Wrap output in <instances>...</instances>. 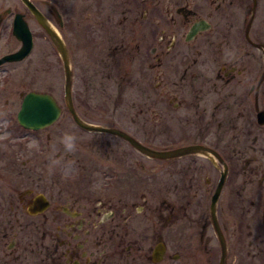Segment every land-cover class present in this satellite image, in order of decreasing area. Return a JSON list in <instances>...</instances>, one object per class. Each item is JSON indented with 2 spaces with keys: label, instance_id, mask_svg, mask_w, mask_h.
<instances>
[{
  "label": "flooded vegetation",
  "instance_id": "obj_1",
  "mask_svg": "<svg viewBox=\"0 0 264 264\" xmlns=\"http://www.w3.org/2000/svg\"><path fill=\"white\" fill-rule=\"evenodd\" d=\"M93 1L97 7H94V19L90 26V45L94 52L93 61L98 64L101 42L110 40L108 33L117 34L118 31L114 32V29L117 30L118 25L113 24V11L110 15L111 8L106 5V0ZM144 2L132 0L134 8L129 11L122 9L119 20L121 28L129 23V19L132 24L144 23L147 15L142 13L140 19L136 16V11L144 7ZM256 2L153 0L152 17L156 28L150 30L148 36L143 32L138 37L141 41L147 38L153 44L148 49L143 45L138 48L137 45L129 55L128 45L132 36L125 35L119 46L112 47V53L108 56L112 63L113 54L124 58L126 66L128 61L133 62L139 57H142L141 61L149 60L150 56L154 59L153 65L159 68V74L155 76L159 82L155 86L156 108L153 110H158L160 114L153 121L160 122L162 119L160 123H163V114L167 111L165 105L175 100L173 109L184 113L180 117L183 136L177 140L180 144L169 148L158 147L162 137L160 131L156 130L144 129L146 138L143 139L136 138L131 132H123L158 151L193 145L204 147L205 153H187L165 160L202 157L205 163L219 169L217 184L221 174H225L214 207L217 229L211 213L213 194L208 216L206 210H201V203V206L194 207L193 196L196 195L188 187L185 193L177 196L174 187L165 196H154L160 194L150 186L147 191L139 192L138 196H129L123 187L122 193H114L115 185H123L129 177L128 169L122 171L129 162L125 150H112L110 147L103 151L95 150L106 156L100 157L95 164L89 154L92 149L80 151L81 155H77L76 159L78 163L73 173L68 175L65 174V159L73 158L70 153L52 154L50 162L60 161L56 166L58 176L28 166V132H38L50 126L33 130L18 122L17 114L25 92L20 93L19 104L11 96L0 101V186H5L0 189V264H264V70L257 75L254 69V61L264 58V50L256 47L249 36ZM44 3L49 7L48 2ZM114 7V10L119 8L117 5ZM12 8H6L8 12L0 20V30L5 16L10 15L9 30L13 35L14 15L22 14L28 25V8L24 3L22 11ZM241 8H251L243 38L255 50L235 46L236 43L239 45L240 40L230 44L233 41V38H229L230 31L225 36V22L232 23L237 19V11ZM49 9L57 18L58 28L66 29L61 13L53 6ZM195 24L198 27L191 34ZM160 25H167L173 34L166 38L165 30H159ZM177 28H183L184 33L179 34L186 43L203 36L209 48L195 51L187 47L175 48ZM130 30L134 32V29ZM15 39L20 47L21 41ZM222 41L228 45V49L214 47ZM66 49L68 52L67 46ZM16 50L2 53L0 58ZM257 50L262 54L257 56L253 53ZM16 62L0 64V99L6 93L11 94L10 84L15 76L13 63ZM211 64L216 68L213 71H210ZM209 73H213L214 80ZM126 76L125 73L122 80ZM190 92L191 96L188 95ZM212 93L218 96L217 105L214 106L216 112H209L204 104ZM190 113L193 119L187 120L186 116ZM215 120L220 128L216 134V146H212L208 143V126ZM190 125L196 129L188 127ZM193 135L200 138L194 141ZM118 137L141 153L124 138ZM168 139H171V135ZM50 140L47 134L46 143ZM171 140L178 143L173 137ZM46 143L42 146L44 153L48 150ZM117 154L120 160L113 161ZM180 165L175 172L182 182L187 183L192 176L187 170L202 163L191 160L182 161ZM140 168L144 166L138 161L131 165V169ZM158 169H153L147 175L153 174V180H156L160 173ZM93 170L102 175L105 188L101 196H92L91 192L80 189V192H69L64 186L48 194L28 189V183H36L37 179L44 185L100 182H93ZM53 177L57 179L50 180ZM42 200L46 202L43 208L40 205Z\"/></svg>",
  "mask_w": 264,
  "mask_h": 264
},
{
  "label": "rangeland",
  "instance_id": "obj_2",
  "mask_svg": "<svg viewBox=\"0 0 264 264\" xmlns=\"http://www.w3.org/2000/svg\"><path fill=\"white\" fill-rule=\"evenodd\" d=\"M31 1L47 16L49 23L59 32L60 36L66 43L72 74V104L74 110L84 122L118 128L129 133L131 132L139 139L146 138V135L143 134L144 129H150L153 131L156 130L160 131L159 134H161L160 136L162 137V139L159 140V144L157 143L158 147L169 148L180 144L177 140L181 139L180 136H183V134H181V132H183V125H181L180 117H182L184 113L177 112L173 109L172 105L176 102L175 100L170 103V105H165L167 111L163 114V118H165L163 123H160L162 119L160 122H154L158 119V114H160L158 110H153V108H156L154 105L156 100L155 86L159 82V78L155 77L159 74V68L153 65L155 63L154 59L150 56L149 60L147 58L144 61H141L142 57H139V59L134 60L133 62L128 61L126 66V62L123 60L124 58H121L120 56L118 57L113 54L114 63H112L108 58L109 53H112L111 50L119 46L125 35L129 37L132 36L130 44L128 45V49L130 50L129 55L134 52L137 45L138 48H142L143 45V48L148 49L153 44L147 38L144 41L138 39L140 34L143 32L146 36H148L150 30H154L156 28L152 17L153 0H145L144 7H141L138 11H136V16L139 19L142 13L147 15L143 24H140V22L139 24H132L129 19V23L122 28L119 24V20L122 16V9L124 8L129 11L131 8H134L135 5L133 6L132 0H106L108 2L106 5L111 8L109 9V14L111 15L113 11V16L111 15L113 24L115 26L118 25L117 30L114 29V32L118 31V33H108L110 40H104L101 42V46L98 49V56L100 60L98 64L93 61L94 52L92 46L90 45V40L92 39L90 36V26L94 19V7H97L93 0ZM44 2H48L49 7L46 6ZM113 3H115L114 6L117 5L119 8L114 10L115 7L113 6ZM50 6H53L59 13H61L66 29L62 30L58 28L57 18L55 14L50 13ZM7 7H13L12 10L22 11L23 2L21 0H0V13L6 10ZM237 12V19H235L232 23L228 21L225 22V36H227L228 31H230L229 38L231 40L233 38V41H231L230 44H233L236 40H240L239 45L236 43L235 46L255 50L256 48L248 46L243 38V32L247 24V20L252 13L251 8H241L238 9ZM253 16V20L249 27V36L255 43L256 47L264 50V0H257ZM10 22L11 16H5L3 26L0 30V54L16 50L19 47V42L9 30ZM28 25L33 34V48L28 57L13 63L15 76L10 84L11 94H4L0 101H2L4 97L11 96L14 97L17 104H19L20 93L28 91H41L51 94L62 107V114L53 125L38 132H28V166H33L32 168L34 170L37 169L38 171H47L49 175L52 172L58 176L56 168L58 163L53 165L52 162H50L52 154L56 152H60L62 155L70 153L73 157L71 160H68L69 158H64L68 175L73 173V168L75 167V164L78 163L76 160L77 155H81L80 151H90L92 149L89 154L92 156V163L95 164L98 162L100 157L106 158L104 153H97V151H103L108 147L112 150H125L128 152L129 162L128 165L126 164L123 167L122 171L128 169L129 177L127 182L123 185L122 183H117L115 185L113 190L114 193H122L123 191L121 187H123V189L127 190L129 196H138L139 192L147 191L148 186H150V189L158 191L160 194H155L154 196H165V194L168 193V190H171L174 187L176 188L175 193L177 196L179 193H185L188 190V187L196 195L193 196L194 207L201 206V203V210H206V214L209 216L210 198L211 195L215 193L214 189L216 190L215 187L219 178V169L210 163H205V159L202 157H198L199 159H191L190 157H183L174 160L153 159L147 157V155L137 152L117 135L105 132L88 131L80 128L77 124H75L65 107L63 89L65 74L62 60L48 35L37 23L29 10ZM130 29H134V32H131ZM160 29L165 30L166 38H168V35L171 36V34H173V30H170L167 25H160L159 30ZM176 33L177 40L175 41V48L177 49L187 47L195 51L197 49L205 50L209 48L206 45L204 40L205 38L203 36L186 43L183 36L181 37V34H179L184 33L183 28H177ZM214 47H222V49L225 50L228 49V45L223 41L220 45H214ZM253 53L257 56L262 54L259 50L254 51ZM129 57L130 56H128V58ZM111 63L112 67H110ZM254 66L257 75H259V73L264 70V58L254 61ZM210 67V71L216 69L212 64ZM125 73L127 78L122 80ZM209 75L212 78L213 73H209ZM212 80L214 79L212 78ZM188 95L191 96V92ZM208 96L209 97L204 104H206L209 112H216L217 109L214 106L217 105L218 96L213 93ZM186 119H193L191 113L186 116ZM168 127H170V129ZM188 127L195 126L190 125ZM219 128L220 126L218 125L217 120L208 126V143L212 146H216V134ZM65 133L73 134L77 138L75 151L73 152H66L64 145L60 142ZM47 134H49L51 138L48 143L45 141V136ZM169 135H171V139L173 137L175 142L178 143H172L173 140L168 139ZM193 137L194 141L200 138V136L196 135H193ZM228 138L231 140L230 135H228ZM44 143H46L45 147L48 146V150L45 153V148H42ZM115 156L117 158L113 161H116L119 158L118 154ZM85 159L87 158L85 157ZM85 159L83 160L86 161ZM191 160H198L202 163V165L189 168L187 171L192 176L188 178L190 181L184 183L181 181L182 178L175 171L181 167L180 163L182 161ZM136 161L144 166V168H140L138 170L131 169V165ZM81 163L83 165H87L84 162ZM71 165L72 167L70 168ZM153 169H158L160 172L157 174V178H155L156 180H153V174L149 176L147 175V173H152ZM93 171L95 172L92 175L93 182L97 180L101 183L96 182L92 184H85L82 182L79 184H71L66 182L62 185H44L42 184L43 182H40V179H37L38 182L36 183H28V189H32L33 192L48 194L56 192L58 188L64 186L69 192H80L84 190L86 192H91L90 194H92V196H101L104 194L103 188H105L103 181H101L102 175H100V172H97L96 170ZM136 171L140 173V176ZM181 173L184 174L185 172L182 171ZM33 174L40 177L37 173ZM136 175H138V178L134 179L137 177ZM144 175L146 176L142 177ZM185 176L188 177L187 174ZM56 179L57 177H53L50 180ZM206 180L209 182L206 183ZM4 187L5 186L2 185L0 186V189ZM89 188H91V190H88ZM78 189H80V191H78ZM200 194H202V196Z\"/></svg>",
  "mask_w": 264,
  "mask_h": 264
},
{
  "label": "water",
  "instance_id": "obj_3",
  "mask_svg": "<svg viewBox=\"0 0 264 264\" xmlns=\"http://www.w3.org/2000/svg\"><path fill=\"white\" fill-rule=\"evenodd\" d=\"M28 8V10L32 13L37 23L43 28L45 33L50 37L51 41L53 42L57 52L59 53L65 74V83H64V99L66 106L68 108L69 113L71 114L75 123L88 131H96V132H105L114 134L124 138L128 141L133 147H135L141 153L155 157V158H173L178 155H183L187 153L193 152H204V147L202 146H188L182 147L178 149L166 150V151H158L150 149L126 132H123L117 128L113 127H106V126H99L84 122L74 110L72 104V97H71V69H70V59L66 49V45L60 36L59 32L49 23L48 19L44 16V14L36 7V5L31 0H21ZM255 1V0H254ZM8 12V10H4L0 13V20L1 18ZM198 25L195 24L191 28V34L195 32ZM12 33L13 35L21 41V46L15 52L7 54L0 58V64L5 61H20L27 57L33 47V39H32V32L27 25V23L23 20L22 14L16 13L13 19V26H12ZM61 114V108L58 105L55 98L46 92H35L29 91L23 96V100L21 103V107L17 114L18 122L28 127L29 129H42L54 123ZM202 150V151H201ZM205 153V152H204ZM214 153V152H213ZM225 174H221V178L217 184L215 193L212 196V219L215 228L217 229V223L214 214V207L217 196L219 194L220 188L222 187L224 181ZM41 207H45L46 202L42 200Z\"/></svg>",
  "mask_w": 264,
  "mask_h": 264
},
{
  "label": "clouds",
  "instance_id": "obj_4",
  "mask_svg": "<svg viewBox=\"0 0 264 264\" xmlns=\"http://www.w3.org/2000/svg\"><path fill=\"white\" fill-rule=\"evenodd\" d=\"M76 136L70 133H65L61 138L60 142L64 145L66 152L75 151L76 147ZM59 163L58 161L53 160L52 164L55 165ZM65 174H67V169H65Z\"/></svg>",
  "mask_w": 264,
  "mask_h": 264
}]
</instances>
